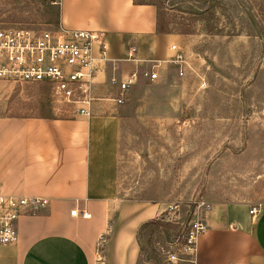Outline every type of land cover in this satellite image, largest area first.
Returning <instances> with one entry per match:
<instances>
[{
	"label": "rangeland",
	"instance_id": "rangeland-1",
	"mask_svg": "<svg viewBox=\"0 0 264 264\" xmlns=\"http://www.w3.org/2000/svg\"><path fill=\"white\" fill-rule=\"evenodd\" d=\"M154 1L171 34L190 33L179 34L183 76L181 67H159L156 81L139 80L117 107L118 199L150 215L159 209L172 224L168 242L153 238L158 262L139 264H183L170 245L203 222L208 205L264 199V0H209V13L196 3L204 0ZM50 2L0 0V28H52ZM25 87L8 101L10 114L73 112L52 104L46 86ZM168 252L177 260L168 262Z\"/></svg>",
	"mask_w": 264,
	"mask_h": 264
},
{
	"label": "crops",
	"instance_id": "crops-1",
	"mask_svg": "<svg viewBox=\"0 0 264 264\" xmlns=\"http://www.w3.org/2000/svg\"><path fill=\"white\" fill-rule=\"evenodd\" d=\"M56 3L58 26L104 35L106 59L94 49L97 73L87 114H10L13 93L20 97L34 84L0 83V194L48 201L42 213L18 222V242L0 247V264H137L138 228L162 211L150 215L145 207L118 199V83L153 64L163 70L173 65L172 47L182 36L157 33L156 9L133 0ZM129 47L141 66L127 60ZM258 204L262 211L252 218L249 210ZM254 205H210L194 264H264V199ZM83 212L90 218H81Z\"/></svg>",
	"mask_w": 264,
	"mask_h": 264
},
{
	"label": "built area",
	"instance_id": "built-area-1",
	"mask_svg": "<svg viewBox=\"0 0 264 264\" xmlns=\"http://www.w3.org/2000/svg\"><path fill=\"white\" fill-rule=\"evenodd\" d=\"M98 48L100 58L106 59L104 35L91 31L68 30L61 26L47 30L0 28V83L21 86L26 84L44 85L49 89L52 104L69 106L74 112L87 114L84 107L92 102L91 87L97 73L94 49ZM175 56L170 63L181 67L178 76H183L185 64L183 52L172 47ZM136 49L129 47L127 60L141 66L135 59ZM158 64L149 69L135 71L118 83L116 105H122L128 91L139 80L154 82L158 79ZM48 207L42 198L4 196L0 194V247L16 245L18 222L25 217L36 216ZM210 205L207 206L209 210ZM262 205H254L249 215L254 218L262 211ZM73 210L71 216H77ZM81 218L90 215L81 213ZM203 222L195 221L182 237L181 244L173 243L170 249L179 246L177 252L184 256L183 264H194L196 241L204 233ZM168 262L177 260L175 253L168 252Z\"/></svg>",
	"mask_w": 264,
	"mask_h": 264
},
{
	"label": "trees",
	"instance_id": "trees-1",
	"mask_svg": "<svg viewBox=\"0 0 264 264\" xmlns=\"http://www.w3.org/2000/svg\"><path fill=\"white\" fill-rule=\"evenodd\" d=\"M198 4H204L206 7H200L202 12L209 13V0H204L203 2L197 1ZM134 5H149L153 6L157 12V23H156V31L159 34H171L173 32L166 29V25L161 21L160 16V6L154 0H133ZM208 5V6H207ZM50 14V19L48 20V24L54 25L53 27H57L59 25V4L56 2H50L47 5L46 9ZM179 34H190L187 33H179ZM172 229V224L169 223L166 219L165 214H161L160 217L156 219L149 220L140 225L138 231L136 233V241L139 247V258L137 264L140 263L142 258L146 256V259L154 260L158 262V255L156 254V250L153 248L154 241L153 238L158 234H164L165 242H168L170 239L169 231ZM179 237V236H178Z\"/></svg>",
	"mask_w": 264,
	"mask_h": 264
}]
</instances>
